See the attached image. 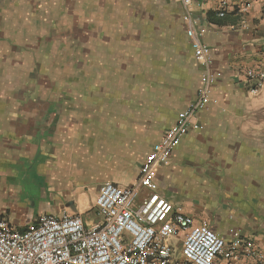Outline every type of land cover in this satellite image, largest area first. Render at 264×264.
I'll return each mask as SVG.
<instances>
[{"label":"crops","instance_id":"crops-1","mask_svg":"<svg viewBox=\"0 0 264 264\" xmlns=\"http://www.w3.org/2000/svg\"><path fill=\"white\" fill-rule=\"evenodd\" d=\"M193 25L211 49L194 56L180 0H0V219L24 230L42 215L101 221L102 187L158 192L228 245L264 254V1L194 0ZM210 102L152 187L139 186L153 145L197 102ZM180 233L170 240L177 250ZM217 264H264L239 250Z\"/></svg>","mask_w":264,"mask_h":264},{"label":"built area","instance_id":"built-area-1","mask_svg":"<svg viewBox=\"0 0 264 264\" xmlns=\"http://www.w3.org/2000/svg\"><path fill=\"white\" fill-rule=\"evenodd\" d=\"M185 9L183 20L189 24L187 35L192 41L198 63L209 67L211 49L201 37L205 30L193 25L190 8L194 0H180ZM220 17H225L229 0H215ZM238 11L246 14L251 0H235ZM264 1V0H263ZM252 83L251 93L264 86V69L246 71ZM211 74L203 77L199 100L192 103L162 139L153 145L140 169L139 186L152 187L155 170L168 165L171 155L186 136L190 118L210 102ZM139 189L105 184L96 207L101 221L87 226L81 215H42L24 230L0 219V264H217L220 257L238 259L239 250L264 263V254L253 243H228L206 223L194 220L174 209L158 192L150 193L136 205ZM181 237L177 250L170 240Z\"/></svg>","mask_w":264,"mask_h":264}]
</instances>
